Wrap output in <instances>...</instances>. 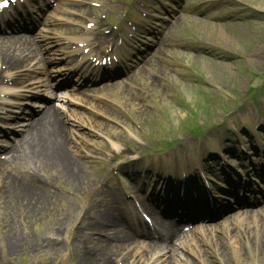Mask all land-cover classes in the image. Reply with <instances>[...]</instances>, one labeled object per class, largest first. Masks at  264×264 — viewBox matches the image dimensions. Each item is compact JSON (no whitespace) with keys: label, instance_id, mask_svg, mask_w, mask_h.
<instances>
[{"label":"rangeland","instance_id":"374dc122","mask_svg":"<svg viewBox=\"0 0 264 264\" xmlns=\"http://www.w3.org/2000/svg\"><path fill=\"white\" fill-rule=\"evenodd\" d=\"M140 7L144 18L137 12ZM250 10L255 14L248 15ZM61 13L62 25L54 35L71 37L75 32L69 25L92 23V29L113 42V48L122 29L125 38L133 36L123 21L137 18L144 26L140 27L141 37H145L141 40L148 46L147 53L155 49L156 42L162 47L143 70L97 92L95 101L77 108L75 116L82 129L69 127L71 141L66 149L67 155L77 159L74 163L63 166L55 157H40L41 163L28 167L16 162L17 181L0 182V264H109L106 254H119L123 248L114 250L104 237L88 233V217L99 204L92 206L104 186L124 181L115 157L122 154L124 161H130L125 166L131 176L149 173L151 179L143 181L148 184L156 168L162 167L165 186L174 180L163 170L176 169L179 158H193L202 145L214 152L215 130H208L200 140L175 136L174 131L188 124L194 113L203 124L204 90L213 93L218 89L223 97L229 95L237 102L224 121L234 122L239 143H250L242 134H255L250 129L264 123V88L253 94L264 78V0H66L56 14ZM134 25L129 21L131 29ZM0 68V77L9 76L1 62ZM191 76L197 77V83ZM30 79L27 75L21 81ZM246 91L255 104L239 99ZM228 104L231 106L227 103L223 108ZM85 107L91 110L87 112ZM221 110L214 112L217 115ZM247 111L261 112L260 120L253 119V114L246 118ZM243 126L245 132L238 129ZM234 131L224 130L225 136L233 138ZM163 139L174 143L163 147ZM234 146L230 143L225 148ZM110 171L114 174L106 179ZM125 183L136 194L143 188V183L138 188L130 180ZM97 208L98 213L106 214L102 207ZM188 251L186 257L195 264L199 260L206 264H264V210L247 222L223 223Z\"/></svg>","mask_w":264,"mask_h":264},{"label":"bare ground","instance_id":"6f19581e","mask_svg":"<svg viewBox=\"0 0 264 264\" xmlns=\"http://www.w3.org/2000/svg\"><path fill=\"white\" fill-rule=\"evenodd\" d=\"M24 41H2L0 40V62L1 65H5V68L11 67L16 63L23 62L25 64L26 58L31 54L32 51L36 50V47L27 46ZM12 56H11V54ZM15 54V55H14ZM11 56V57H10ZM21 64L19 65V67ZM25 65L22 66V68ZM28 133L27 138L23 139L22 145L19 146L23 152L24 157L22 159L28 160L29 162L37 163L40 160L41 152H44L47 156H54L58 159L63 166H68L69 163H74L75 160L67 155L68 146V134L67 129L62 122L55 116L48 113H44L42 121L36 126H29L25 134ZM24 134V135H25ZM12 159H17L10 157ZM13 162V160H11ZM2 210V209H1ZM123 244L117 245L118 247ZM163 245L158 244L154 247H162ZM168 248V247H165ZM129 259L123 260L128 262Z\"/></svg>","mask_w":264,"mask_h":264},{"label":"snow or ice","instance_id":"6c2138e0","mask_svg":"<svg viewBox=\"0 0 264 264\" xmlns=\"http://www.w3.org/2000/svg\"><path fill=\"white\" fill-rule=\"evenodd\" d=\"M8 0H0V7L6 6Z\"/></svg>","mask_w":264,"mask_h":264}]
</instances>
